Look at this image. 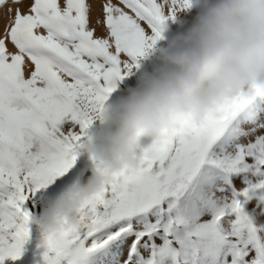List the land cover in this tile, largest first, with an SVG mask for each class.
I'll return each instance as SVG.
<instances>
[{
	"label": "snow or ice",
	"instance_id": "obj_1",
	"mask_svg": "<svg viewBox=\"0 0 264 264\" xmlns=\"http://www.w3.org/2000/svg\"><path fill=\"white\" fill-rule=\"evenodd\" d=\"M191 4L0 0V264H264V96L166 133L78 228L36 223L98 168L78 146Z\"/></svg>",
	"mask_w": 264,
	"mask_h": 264
},
{
	"label": "clouds",
	"instance_id": "obj_2",
	"mask_svg": "<svg viewBox=\"0 0 264 264\" xmlns=\"http://www.w3.org/2000/svg\"><path fill=\"white\" fill-rule=\"evenodd\" d=\"M160 41L78 146L79 157L99 166L41 213L44 236L58 234L65 220L78 228L83 206L113 177L151 158L166 133L207 126L241 95L264 96V0H192Z\"/></svg>",
	"mask_w": 264,
	"mask_h": 264
},
{
	"label": "rangeland",
	"instance_id": "obj_3",
	"mask_svg": "<svg viewBox=\"0 0 264 264\" xmlns=\"http://www.w3.org/2000/svg\"><path fill=\"white\" fill-rule=\"evenodd\" d=\"M194 14H195V10H192V15H194ZM173 29H175V26H173ZM97 34L99 35L100 33L98 32ZM161 43H163V41H158L155 47L160 46ZM134 81H135V77L133 75L131 77H128L126 85H124L122 87V89H118L117 92L113 95V97L110 98V100L108 102H111V100L114 99L116 96H118L124 88L128 87L129 85H132L134 83ZM144 143L146 144V143H148V141H144Z\"/></svg>",
	"mask_w": 264,
	"mask_h": 264
},
{
	"label": "bare ground",
	"instance_id": "obj_4",
	"mask_svg": "<svg viewBox=\"0 0 264 264\" xmlns=\"http://www.w3.org/2000/svg\"><path fill=\"white\" fill-rule=\"evenodd\" d=\"M114 2H116V0H114ZM101 34V33H100Z\"/></svg>",
	"mask_w": 264,
	"mask_h": 264
}]
</instances>
